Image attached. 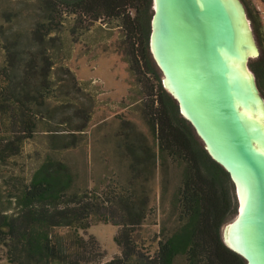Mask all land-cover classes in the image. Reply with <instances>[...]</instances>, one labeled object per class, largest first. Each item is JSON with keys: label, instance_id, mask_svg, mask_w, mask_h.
<instances>
[{"label": "trees", "instance_id": "trees-1", "mask_svg": "<svg viewBox=\"0 0 264 264\" xmlns=\"http://www.w3.org/2000/svg\"><path fill=\"white\" fill-rule=\"evenodd\" d=\"M44 7L46 20L51 25L44 31L38 27L33 31L41 47L56 45L58 37L52 34L58 31L55 25L61 26L65 15L84 18L83 21L110 17L126 26L132 46V71L144 79L152 76L156 81V93L153 94L152 87L148 94L156 100H151L146 108V121L159 156L166 155L186 164L179 191L184 225L173 236L158 242L154 257L149 255L134 242L130 229L146 219L150 196L140 199L134 188L126 190L122 186L113 189L109 197L96 190L79 188L72 169L48 154L29 180H18L12 185L10 180H3L0 172V246L7 249L10 263L174 264L177 256L184 254L187 264H247L227 248L220 234L231 207L226 188L229 175L199 145L191 125L181 117L176 102L163 88L153 68L148 45L152 0H45ZM130 10H134L133 16ZM15 49L13 45L6 47V65L1 72L5 85L1 91L5 99L2 108L7 115L3 124L12 126L11 109L20 108V135L0 136V167L19 155L24 140L34 137L39 121L51 115L46 105L55 97L54 61L47 50L32 55L25 63L21 79L17 80L20 57ZM250 68L264 96V54L256 63H251ZM77 115L83 123L73 128L71 134L49 130L50 151L69 150L79 145L91 116L85 110H78ZM133 153L134 161L139 162L137 152ZM144 155L148 158L145 163L154 166L156 153ZM2 187L7 189L6 194ZM116 204L121 211L117 216ZM94 219L124 229L115 238L121 254L105 263L101 261L103 253L98 241L79 233L90 228ZM60 230L66 231L61 233Z\"/></svg>", "mask_w": 264, "mask_h": 264}, {"label": "rangeland", "instance_id": "rangeland-1", "mask_svg": "<svg viewBox=\"0 0 264 264\" xmlns=\"http://www.w3.org/2000/svg\"><path fill=\"white\" fill-rule=\"evenodd\" d=\"M240 1L260 51V55L249 62L252 71L250 64L256 63L264 54V30L248 2ZM44 2L0 0V136L20 135V108L11 109L12 126L3 124L7 115L2 108L5 99L1 90L5 83L1 72L6 65L7 46L13 45L19 53L17 80L22 77L26 61L46 49L54 61L52 88L55 90V97L49 99L46 105L51 115L39 121L34 137L21 144L19 155L0 167L1 176L3 180H10L12 185L18 180H29L45 157L51 154L72 169L79 188L96 190L98 194L109 197L113 189L122 186L126 190L134 188L140 199L150 196L146 219L130 230L137 246L154 257L158 242L173 236L184 225L179 191L186 172L185 163L166 155L159 156L156 140L146 121V108L151 100H156V97L148 96L152 87L155 89L153 94L156 93V81L152 76L144 79V76L132 71V46L127 38L126 26H121L120 21L110 17L100 21H83L84 18L65 15L61 26L55 25L58 31L52 34L58 37L56 45L41 47L34 39L33 31L37 27L44 31L51 25L46 20ZM130 13L132 16L135 14L134 10ZM150 13L152 15V9ZM150 57L161 79L151 53ZM261 96L264 98L262 93ZM78 110H85L91 116L79 145L69 150L50 151L49 130L72 133L73 128L83 123L77 115ZM65 121L69 123H61ZM191 131L203 147L193 128ZM133 151L139 156L137 163ZM147 152L156 153L154 166L145 163L148 158L144 154ZM226 188L231 207L220 230L221 235L224 226L232 221L237 211L231 180L226 181ZM2 190L7 193L5 187ZM119 207L116 204V216L121 213ZM123 230L122 226L94 219L90 228L79 233L85 238L93 236L98 241L103 253L101 261L105 263L121 254L115 238ZM65 231L60 230L61 233ZM0 264H11L4 246H0ZM174 264H187L186 255L177 256Z\"/></svg>", "mask_w": 264, "mask_h": 264}, {"label": "water", "instance_id": "water-1", "mask_svg": "<svg viewBox=\"0 0 264 264\" xmlns=\"http://www.w3.org/2000/svg\"><path fill=\"white\" fill-rule=\"evenodd\" d=\"M151 9L148 45L162 86L234 186L237 211L223 242L247 264H264V155L254 146L264 135L236 104L246 107L261 92L252 71V85L232 76L229 59L240 57L232 13L223 0H152Z\"/></svg>", "mask_w": 264, "mask_h": 264}, {"label": "bare ground", "instance_id": "bare-ground-1", "mask_svg": "<svg viewBox=\"0 0 264 264\" xmlns=\"http://www.w3.org/2000/svg\"><path fill=\"white\" fill-rule=\"evenodd\" d=\"M225 5L231 11L236 31H237V40H238V49L240 51V57L238 59L232 58L229 59L231 65V72L233 77H237L240 81L252 85L253 75L250 72L247 59L248 57L257 58L260 55L259 48L255 42L252 29L250 27L249 21L246 17V13L243 5L240 0H223ZM155 43V36L153 37V44ZM250 62V61H249ZM168 84V82L166 81ZM169 85V84H168ZM241 116L246 121L250 129H259L264 135V101L261 96L256 93L253 100L246 106L241 107L239 102L236 103ZM254 146L257 151L261 152L264 155V141L259 140L254 143ZM238 183V182H237ZM239 185V195L244 205V189L243 186ZM228 227L226 232L227 242H229V236L232 234V229ZM230 230V233H229Z\"/></svg>", "mask_w": 264, "mask_h": 264}, {"label": "built area", "instance_id": "built-area-1", "mask_svg": "<svg viewBox=\"0 0 264 264\" xmlns=\"http://www.w3.org/2000/svg\"><path fill=\"white\" fill-rule=\"evenodd\" d=\"M264 30V0H246Z\"/></svg>", "mask_w": 264, "mask_h": 264}]
</instances>
